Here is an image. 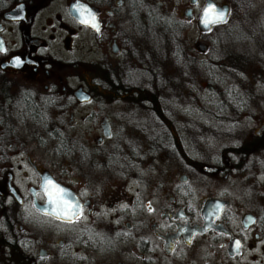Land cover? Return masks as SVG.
Segmentation results:
<instances>
[{
  "label": "flooded vegetation",
  "instance_id": "obj_1",
  "mask_svg": "<svg viewBox=\"0 0 264 264\" xmlns=\"http://www.w3.org/2000/svg\"><path fill=\"white\" fill-rule=\"evenodd\" d=\"M213 1L226 22L203 30L207 0H188L184 24L238 79L183 114L145 88L161 81L152 47L171 51L146 0H0V264H264V9ZM46 171L78 220L35 207Z\"/></svg>",
  "mask_w": 264,
  "mask_h": 264
},
{
  "label": "rangeland",
  "instance_id": "obj_2",
  "mask_svg": "<svg viewBox=\"0 0 264 264\" xmlns=\"http://www.w3.org/2000/svg\"><path fill=\"white\" fill-rule=\"evenodd\" d=\"M146 2L158 6V8L164 12L172 13L174 18L178 21L184 23V21L187 20L183 15V11L188 4V0H180L177 2L172 0H146ZM255 3L257 6L255 10L262 11L264 9V0H255ZM173 5H175L174 11L172 10ZM140 12L137 14L140 15ZM194 12L196 17L199 11ZM186 25L187 27L184 29L181 36V43L180 45L178 44V47H180L179 50H177L178 47H176L174 52L161 49L160 53L159 48L161 46V41L159 39L157 40V44L152 47L154 48L152 52L155 54L153 58L156 64L160 66L161 81L159 80L157 82V79L153 78V80H155V82L153 81V86H145L148 93L154 92L159 98L168 97L170 95L172 101L168 105H171L173 111L176 113L183 114L185 112L201 111L202 105H198L194 99H197V97H204L206 98L204 100H210L211 96L214 95L213 90L215 87L218 88L222 86L223 88L224 86H231L233 85L232 82L235 79H238V73H235L232 70L230 71L223 66V62L225 61L224 57L222 56V53L215 52V50L212 49L213 45L210 44L211 40L204 41L209 45L205 52L197 48V42L201 37L196 25V19L191 21V25L188 23ZM245 49L246 47L243 46L240 52L245 53L243 52ZM191 61L196 62L197 64L192 63V67L190 65ZM225 63H227V61H225ZM145 79L147 80V78ZM144 82L145 85H147V82ZM191 91H193V97L190 93ZM147 92L140 91V95H145ZM204 105H210L209 108L211 110L213 109L211 104L204 103ZM113 106L114 109L117 110L124 105L122 103H114ZM140 107L138 106V103L135 104V117H141L142 113L144 114V112H146ZM139 137L144 139L143 135H140ZM147 144V140H144L139 150L141 155L145 154L144 146ZM45 154L46 151H38L35 153L42 162L51 166V156L49 154L50 158H47ZM148 169L147 166H143L139 171L144 175H148Z\"/></svg>",
  "mask_w": 264,
  "mask_h": 264
},
{
  "label": "snow or ice",
  "instance_id": "obj_3",
  "mask_svg": "<svg viewBox=\"0 0 264 264\" xmlns=\"http://www.w3.org/2000/svg\"><path fill=\"white\" fill-rule=\"evenodd\" d=\"M79 13L80 23L84 25L90 24L91 27L99 31V25L96 22L95 14L91 12L85 6H80L76 8ZM212 11V6L210 5L208 9L205 10L203 24L207 27L209 24L223 23L225 20L224 10H220L214 19L209 18V13ZM87 14V15H86ZM108 135L111 133L108 132ZM44 191L48 197V204L52 205V213H55L57 218H66L68 222H72L73 219L78 220L82 214V205L78 201H74L72 194L65 188L61 187L59 184L55 183L52 179L45 178L44 180ZM60 209V211H57Z\"/></svg>",
  "mask_w": 264,
  "mask_h": 264
},
{
  "label": "trees",
  "instance_id": "obj_4",
  "mask_svg": "<svg viewBox=\"0 0 264 264\" xmlns=\"http://www.w3.org/2000/svg\"><path fill=\"white\" fill-rule=\"evenodd\" d=\"M140 5L143 10L145 9L148 16L153 17L156 22H161L159 26H161L163 37L169 42V49H171V52H174L178 44L180 45L181 43V36L187 25L182 21L176 20L172 13L164 12L150 3L143 4L140 2ZM179 48L180 47H178L177 50H179Z\"/></svg>",
  "mask_w": 264,
  "mask_h": 264
},
{
  "label": "water",
  "instance_id": "obj_5",
  "mask_svg": "<svg viewBox=\"0 0 264 264\" xmlns=\"http://www.w3.org/2000/svg\"><path fill=\"white\" fill-rule=\"evenodd\" d=\"M196 0H192L193 3H195ZM212 6V11L209 13V18L210 19H214L215 18V15L220 11V10H224L225 12V18L228 14V11H229V6L228 5H219L218 3H216L215 1L213 0H207V3L205 5V8H204V11H203V14H202V17H201V21H200V26L203 30H208L212 24H209L207 27L203 24V19L205 18L204 17V13H205V10L209 8V6ZM187 16H189V18H192V14H191V9H188L187 10ZM202 50H204L203 47H201ZM89 96V95H88ZM45 178H49V179H52L55 183L59 184L61 187L67 189L71 194H72V197L74 199V201H78L79 202V199L76 195V193L73 191V189L65 184H62L60 182H58L54 177L53 175L50 173V172H45L44 174H42V182H41V191L43 192L44 196H45V202L44 203H39L36 199H35V207L42 213H45V214H49V215H53V216H56L55 213H52V205H49L48 204V197L44 191V180ZM57 211H60V209H57ZM57 217V216H56ZM63 220H66V218H61Z\"/></svg>",
  "mask_w": 264,
  "mask_h": 264
}]
</instances>
